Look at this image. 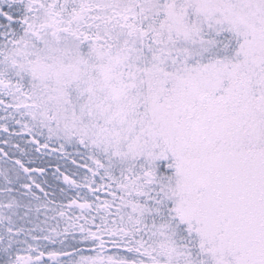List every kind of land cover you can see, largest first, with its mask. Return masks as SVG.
<instances>
[{"label":"snow or ice","instance_id":"6c2138e0","mask_svg":"<svg viewBox=\"0 0 264 264\" xmlns=\"http://www.w3.org/2000/svg\"><path fill=\"white\" fill-rule=\"evenodd\" d=\"M0 264H264V0H0Z\"/></svg>","mask_w":264,"mask_h":264}]
</instances>
